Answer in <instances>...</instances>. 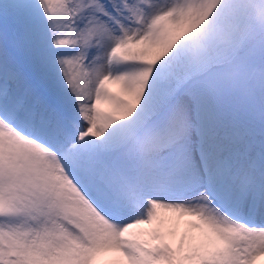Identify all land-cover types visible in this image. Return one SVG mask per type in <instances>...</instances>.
<instances>
[{"label":"snow or ice","instance_id":"6c2138e0","mask_svg":"<svg viewBox=\"0 0 264 264\" xmlns=\"http://www.w3.org/2000/svg\"><path fill=\"white\" fill-rule=\"evenodd\" d=\"M0 264H264V0H0Z\"/></svg>","mask_w":264,"mask_h":264}]
</instances>
